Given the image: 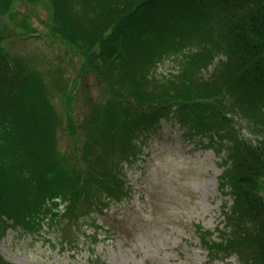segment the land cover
Listing matches in <instances>:
<instances>
[{
    "label": "trees",
    "instance_id": "1",
    "mask_svg": "<svg viewBox=\"0 0 264 264\" xmlns=\"http://www.w3.org/2000/svg\"><path fill=\"white\" fill-rule=\"evenodd\" d=\"M18 3L49 10L44 34L84 60L81 78L97 80L101 102L84 117L72 119L74 95L60 115L45 76L9 50L20 31ZM174 57H182L174 72L157 74ZM167 118L227 167L220 186L232 206H223L222 241L200 233L210 259L264 264V0H0L5 230L59 228L65 218L77 223L102 210L105 200L130 197L126 167L142 152L135 139ZM62 131L70 139L66 149ZM0 264L14 263L0 254Z\"/></svg>",
    "mask_w": 264,
    "mask_h": 264
},
{
    "label": "rangeland",
    "instance_id": "2",
    "mask_svg": "<svg viewBox=\"0 0 264 264\" xmlns=\"http://www.w3.org/2000/svg\"><path fill=\"white\" fill-rule=\"evenodd\" d=\"M14 11L21 25L14 26L20 31L9 39V50L45 76L47 97L60 115L66 114L67 97L74 95L72 119L84 117L101 102L94 75L81 78L84 60L61 40L44 34L49 33L45 27L49 10L43 5L18 3ZM23 22L27 30L40 35L30 36ZM220 59L215 58L205 74ZM181 60H164L157 74L174 72ZM62 132L60 144L66 149L70 139ZM185 132L167 118L155 129L139 133L135 140L142 152L126 167L131 193L123 201L105 200L102 210L95 207L77 223L65 218L63 226H44L39 232L5 230L0 223V254L14 264H240L236 256L210 259L203 243L200 233L204 232L212 242L222 241L225 206H232L231 196L220 186L227 167L222 156L201 145L199 139L185 137ZM243 133L253 138L246 130Z\"/></svg>",
    "mask_w": 264,
    "mask_h": 264
}]
</instances>
